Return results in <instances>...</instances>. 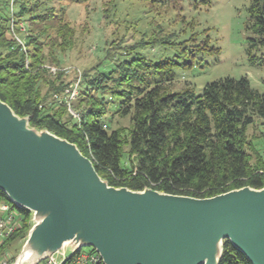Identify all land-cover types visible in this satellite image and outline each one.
I'll use <instances>...</instances> for the list:
<instances>
[{
  "label": "trees",
  "instance_id": "trees-1",
  "mask_svg": "<svg viewBox=\"0 0 264 264\" xmlns=\"http://www.w3.org/2000/svg\"><path fill=\"white\" fill-rule=\"evenodd\" d=\"M147 1L159 6L180 2ZM14 2L12 9L10 0H0V98L19 116L29 117L31 126L75 143L108 184L200 198L245 186L264 187V160L249 138L256 120L264 125V92L255 89L247 77L220 78L199 93L192 87L166 93L164 85L175 78L173 68L164 69L162 62L152 64L143 58L127 60L107 75L84 77L79 102L85 105L79 120L72 122L65 116L63 103L48 104L53 93H62L75 78L61 71L52 73L46 65L61 63L56 50L72 44L73 31L44 1ZM248 10V29L253 35L249 50H264V0H252ZM21 21L29 28L25 49L16 37L22 33ZM52 31L57 38L51 36ZM43 35L48 42H41ZM249 59L261 64L264 57L250 53ZM115 101L116 113L132 121L125 136L122 128L106 125L109 105ZM0 201L23 215L21 227L0 244L1 258L12 239L26 234L31 212L17 207L2 190ZM220 264L253 263L225 239Z\"/></svg>",
  "mask_w": 264,
  "mask_h": 264
},
{
  "label": "water",
  "instance_id": "water-1",
  "mask_svg": "<svg viewBox=\"0 0 264 264\" xmlns=\"http://www.w3.org/2000/svg\"><path fill=\"white\" fill-rule=\"evenodd\" d=\"M21 117L0 98V190L34 215L17 264L84 247L103 264H220L225 239L264 264V187L203 198L115 187L75 143Z\"/></svg>",
  "mask_w": 264,
  "mask_h": 264
},
{
  "label": "rangeland",
  "instance_id": "rangeland-1",
  "mask_svg": "<svg viewBox=\"0 0 264 264\" xmlns=\"http://www.w3.org/2000/svg\"><path fill=\"white\" fill-rule=\"evenodd\" d=\"M38 1L53 6L62 16V23L69 25L73 31L72 44L66 46L65 50H56L61 63L46 65L52 73L61 71L74 76L75 81L67 87L75 84L79 77L82 82L85 76L107 75L122 62L143 58L152 64L162 62L164 69L173 68L175 78L164 85L166 93L185 87H192L199 93L207 83L224 77H247L255 89L264 92V59L261 64L249 59L250 53L264 57L262 49L249 50L253 35L248 29V9L252 0H210L209 5L202 4V0H180L177 5L166 3L162 6L147 0ZM11 7L15 8L14 0H10ZM19 26L22 33L16 36L17 41L25 49L24 37L28 35L29 28L23 21ZM52 32L51 36L56 37L57 34ZM46 36L41 37L42 43L49 41ZM57 40L60 41L59 38ZM45 48L47 50L49 46ZM43 90L45 93L47 87ZM56 95L59 97L56 98ZM61 95L53 93L48 105L63 103L60 101ZM80 96L78 88L69 101L73 110L63 103L67 109L65 116L70 117L72 122L79 120L80 109L85 105L79 102ZM106 97L110 98L109 95ZM117 103H110L105 117L106 125L110 129L122 128L125 136L132 121L130 116L116 113ZM29 126L38 132L47 131L31 126L30 122ZM249 138L261 160H264V125L259 119L249 128ZM128 149L126 146L124 165L127 164ZM251 157L252 163L258 164L255 154ZM33 217L31 212L26 234L12 239L0 259H18L34 226ZM84 248L95 250L93 247ZM67 253L70 254L69 249Z\"/></svg>",
  "mask_w": 264,
  "mask_h": 264
},
{
  "label": "built area",
  "instance_id": "built-area-1",
  "mask_svg": "<svg viewBox=\"0 0 264 264\" xmlns=\"http://www.w3.org/2000/svg\"><path fill=\"white\" fill-rule=\"evenodd\" d=\"M13 9V7H12ZM19 41L20 38H19ZM26 66L29 67V61L26 60ZM81 77L78 81L67 87L61 94L60 101L67 106L69 109L72 107L69 104L79 88L81 83ZM59 95H56L58 98ZM73 110V109H72ZM74 112V111H73ZM75 113V112H74ZM80 118V117H79ZM23 219L22 213L14 206L8 202L0 201V244L5 240L9 239L14 235V233L21 227V221ZM102 257L101 255L93 249L82 248L79 252L68 255L64 250H57L53 252L45 260L41 261L38 264H101ZM0 264H17L16 261H11L8 258L4 257L0 259Z\"/></svg>",
  "mask_w": 264,
  "mask_h": 264
},
{
  "label": "bare ground",
  "instance_id": "bare-ground-1",
  "mask_svg": "<svg viewBox=\"0 0 264 264\" xmlns=\"http://www.w3.org/2000/svg\"><path fill=\"white\" fill-rule=\"evenodd\" d=\"M213 244V249L215 252H217L220 248V244H221V239H216L214 242H212Z\"/></svg>",
  "mask_w": 264,
  "mask_h": 264
}]
</instances>
